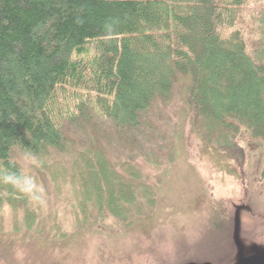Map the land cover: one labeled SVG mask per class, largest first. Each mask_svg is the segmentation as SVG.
<instances>
[{
	"label": "trees",
	"instance_id": "obj_1",
	"mask_svg": "<svg viewBox=\"0 0 264 264\" xmlns=\"http://www.w3.org/2000/svg\"><path fill=\"white\" fill-rule=\"evenodd\" d=\"M178 76L191 79L201 158L242 178L237 134L264 138L263 0H0V230L39 228L40 173L71 186L78 223H90L92 203L103 217L123 216L140 168L127 161L117 171L66 128L94 118L137 128L173 101ZM58 226L54 237H64Z\"/></svg>",
	"mask_w": 264,
	"mask_h": 264
},
{
	"label": "rangeland",
	"instance_id": "obj_2",
	"mask_svg": "<svg viewBox=\"0 0 264 264\" xmlns=\"http://www.w3.org/2000/svg\"><path fill=\"white\" fill-rule=\"evenodd\" d=\"M190 83L178 76L173 101L158 102L137 128L103 118L69 124L77 146L99 149L117 171L127 161L138 165L137 200L121 217H103L92 203L90 223H78L71 186L60 189L40 173V226L0 230V264H237L240 245L245 255L263 251L264 138L246 128L237 134L246 151L242 178L213 170L190 136ZM18 160L29 173L31 161ZM55 223L64 237H54Z\"/></svg>",
	"mask_w": 264,
	"mask_h": 264
},
{
	"label": "water",
	"instance_id": "obj_3",
	"mask_svg": "<svg viewBox=\"0 0 264 264\" xmlns=\"http://www.w3.org/2000/svg\"><path fill=\"white\" fill-rule=\"evenodd\" d=\"M243 249L244 248L240 245L241 253L237 264H264V250L255 251L251 255H245Z\"/></svg>",
	"mask_w": 264,
	"mask_h": 264
},
{
	"label": "clouds",
	"instance_id": "obj_4",
	"mask_svg": "<svg viewBox=\"0 0 264 264\" xmlns=\"http://www.w3.org/2000/svg\"><path fill=\"white\" fill-rule=\"evenodd\" d=\"M5 179H6V180H11L12 177H11V176H5Z\"/></svg>",
	"mask_w": 264,
	"mask_h": 264
}]
</instances>
